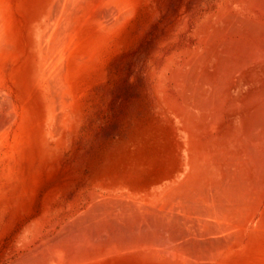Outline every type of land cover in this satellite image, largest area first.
I'll list each match as a JSON object with an SVG mask.
<instances>
[{"label": "rangeland", "instance_id": "rangeland-1", "mask_svg": "<svg viewBox=\"0 0 264 264\" xmlns=\"http://www.w3.org/2000/svg\"><path fill=\"white\" fill-rule=\"evenodd\" d=\"M43 2L0 0V264H167L136 248L88 241L85 233L97 227L86 209L92 193L142 188L175 168L181 142L157 87L158 72L173 55L204 48V29L211 30L221 6L234 2L126 0L125 12L104 35L77 26L64 59L61 47L42 51L55 13L53 4L40 13ZM47 63L54 72H45ZM195 241L208 249L219 240ZM245 244L224 250L214 264H256V249Z\"/></svg>", "mask_w": 264, "mask_h": 264}, {"label": "bare ground", "instance_id": "bare-ground-1", "mask_svg": "<svg viewBox=\"0 0 264 264\" xmlns=\"http://www.w3.org/2000/svg\"><path fill=\"white\" fill-rule=\"evenodd\" d=\"M233 2L234 7L221 6L216 11L211 30L204 29V48L173 55L158 72L157 87L181 142L175 168H166L142 188L92 193L86 209L89 219H85L97 228L92 225L95 230L85 231L88 241L136 248L141 256L167 264H214L224 250L247 243L256 249V264H264V0ZM51 4L55 13L47 21L50 30L41 48L47 54L53 46L61 47V56L74 47L77 26H89L104 35L128 7L126 0H44L40 13ZM240 9L246 13H237ZM4 23L0 11V33ZM50 64L44 67L47 73L54 72ZM54 82L49 78L48 85ZM246 232L255 234L247 239ZM211 236L219 240L211 248L194 244Z\"/></svg>", "mask_w": 264, "mask_h": 264}]
</instances>
